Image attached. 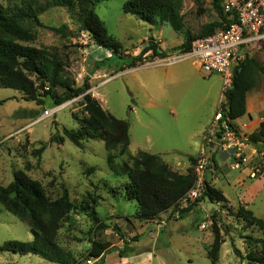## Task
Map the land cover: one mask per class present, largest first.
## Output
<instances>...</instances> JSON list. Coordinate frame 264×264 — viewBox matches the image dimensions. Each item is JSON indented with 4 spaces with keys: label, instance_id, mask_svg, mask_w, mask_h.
<instances>
[{
    "label": "rangeland",
    "instance_id": "374dc122",
    "mask_svg": "<svg viewBox=\"0 0 264 264\" xmlns=\"http://www.w3.org/2000/svg\"><path fill=\"white\" fill-rule=\"evenodd\" d=\"M128 1L107 0L96 7L109 34L122 46L117 56L97 47L67 8L50 7L48 0H0V6L14 11L34 8L39 23L33 24L37 40L32 45L55 51L66 62L77 87L88 80V93L105 111L129 124L131 139L124 155L121 148L108 152L100 140L86 141L81 149L66 138L59 143L64 130L78 131V120L88 117L83 96L59 106L55 94L47 90L41 91L43 103H39L27 102L22 93L0 87V184L8 186L16 172L24 171L42 183L51 199L68 191L76 210L64 221L58 242L78 264H104L89 257L94 242L111 245L106 264H121L120 251H124V264H212L208 251L214 242V221L224 241L217 264H248L244 258L260 250L264 240V234L239 215V209L244 208L264 221V141L254 145L250 140L258 130L247 134L237 129L249 159L241 169L234 168L232 156L220 159L225 151L221 138L209 148L216 164L213 161L205 171L200 185L222 192L226 202L213 203L202 195L184 217L180 210L188 204L181 203L149 228L135 217L137 203L124 195L129 180L114 175L108 167L110 155L117 165L131 164V158L144 151L159 155L174 172L186 174L194 165L189 158L196 160L203 134L220 106L226 104L225 98L218 104L221 78L208 75L192 59L169 66L152 65L159 59L186 54L177 49L188 35L197 37L206 25L219 21L213 0H184V29L180 33L169 24L150 25L125 14L123 7ZM62 28L69 30L67 37L56 31ZM151 43L157 46L158 56L149 50ZM247 56L264 67L263 51ZM62 93L57 89V95ZM151 97L157 107H152ZM249 100L255 108L264 106V75L249 93ZM57 107L61 109L53 116L37 120L45 110ZM51 140L56 142L36 157L34 152ZM253 168L259 170L256 179L250 177ZM93 212L100 225L90 217ZM33 240L29 227L0 204V250L7 242ZM0 264L53 263L35 255L0 251Z\"/></svg>",
    "mask_w": 264,
    "mask_h": 264
},
{
    "label": "trees",
    "instance_id": "16d2710c",
    "mask_svg": "<svg viewBox=\"0 0 264 264\" xmlns=\"http://www.w3.org/2000/svg\"><path fill=\"white\" fill-rule=\"evenodd\" d=\"M102 1L107 0H48V5L67 8L73 18L77 17L76 22L81 26V30L90 35L97 47L119 56L121 44L109 34L105 23L96 13V7ZM222 3L223 0H213L219 21L206 25L197 37L188 35L186 42L177 50L188 53L195 40L228 27L230 22ZM183 7L184 0H129L123 11L150 25L169 24L180 33L184 29ZM34 23H39L34 8L14 11L0 6V87L22 93L27 102L39 103H43L41 91L48 87L47 93L55 94L59 106L83 96L82 106L88 117L78 120V131L64 130L65 137L59 138V143L66 138L81 149L86 141L100 140L104 142L108 152L121 148V155H124L131 145L129 124L105 111L98 100L88 93L91 88L88 80H85L82 87H77L66 70V62L55 51L32 45L37 40ZM56 31L64 37L69 35L67 28ZM149 50L154 56H158L154 43L150 44ZM261 75H264V67L249 56L235 70L233 86L224 93L226 104H222L226 111L225 117L233 122V130H236L234 122L247 114L248 94L257 87ZM57 89L63 90V93L57 95ZM250 140L254 145L264 141V123L252 134ZM54 142L56 141L51 140L43 143L34 155L40 157L49 144ZM189 160L196 164L194 158ZM213 161L216 164L215 158ZM131 162L117 165L112 155L108 157L110 171L129 180L124 188V195L128 201L137 203L138 211L135 217L139 221H155L161 215L169 213L177 208L196 186L194 165L186 174H178L171 170L159 155L144 151H139L131 158ZM206 198L213 203L227 201L222 192L208 184L205 185L203 200ZM0 204L7 212L26 224L34 237V240L28 243L7 242L0 251L35 255L53 264H78L76 258L58 242L64 221L76 210L67 190H64L60 197L51 199L41 182L32 179L24 171H18L8 186L0 184ZM195 206V203L189 202L186 208L180 210L181 217L190 213ZM239 215L250 226L258 228L264 234L263 220L244 208L239 209ZM90 217L95 225H100L96 212L90 214ZM212 232L214 242L208 251V258L212 264H217L224 241L216 221L213 223ZM261 243L263 246L260 250L251 251L244 258L248 264H264V240ZM110 248V244L94 242L89 257H101L100 262L104 263ZM127 248L128 244L125 245V250ZM119 254L121 258H125L124 251Z\"/></svg>",
    "mask_w": 264,
    "mask_h": 264
},
{
    "label": "built area",
    "instance_id": "2783aa9c",
    "mask_svg": "<svg viewBox=\"0 0 264 264\" xmlns=\"http://www.w3.org/2000/svg\"><path fill=\"white\" fill-rule=\"evenodd\" d=\"M222 7L230 22L225 30L195 40L191 50L186 54L159 59L152 65L169 66L181 60L192 59L208 75H218L221 78L224 93L230 90L233 86L235 70L245 60L247 54L255 50H264V0H224ZM221 106L210 127L202 136V145L195 164L196 186L182 203L195 202L204 194L205 187L203 188L200 183L205 171L213 163L209 148L217 138H221L224 142V152L234 149V154L230 156L234 157L235 169H241L249 162L248 157L245 156V145L239 143V134L231 128L233 122L225 117L226 111ZM60 109L61 107L45 110L37 120H45ZM258 174L259 170L253 168L250 177L256 179ZM92 260L100 262L101 257Z\"/></svg>",
    "mask_w": 264,
    "mask_h": 264
},
{
    "label": "crops",
    "instance_id": "0c3cea01",
    "mask_svg": "<svg viewBox=\"0 0 264 264\" xmlns=\"http://www.w3.org/2000/svg\"><path fill=\"white\" fill-rule=\"evenodd\" d=\"M258 51L264 52V50H258ZM165 76L169 77L170 74L167 73ZM224 98L225 97H224V94L222 91V94L218 100V102H219L218 104H221V102L224 100ZM151 100H152V107H157L158 105H157V103H155L154 98L151 97ZM262 123H264V106L255 108L253 106V104L250 102L249 94H248V97H247V114L244 117H242V118H240L234 122V125L236 126V131L238 128H240L243 131H245V133L250 134V133L257 131ZM240 135H241V133H240ZM165 215L166 214H163L161 216L164 217ZM146 223H147L146 227L149 228L152 225L156 226V224H158V220L150 221V222H146ZM159 227H162V224L159 225ZM120 259L122 260L121 264H124L126 258H120ZM104 264H106V257L104 259Z\"/></svg>",
    "mask_w": 264,
    "mask_h": 264
},
{
    "label": "water",
    "instance_id": "95a60500",
    "mask_svg": "<svg viewBox=\"0 0 264 264\" xmlns=\"http://www.w3.org/2000/svg\"><path fill=\"white\" fill-rule=\"evenodd\" d=\"M234 154V149H230L227 152H223L220 156V159L222 161H226L230 155Z\"/></svg>",
    "mask_w": 264,
    "mask_h": 264
}]
</instances>
